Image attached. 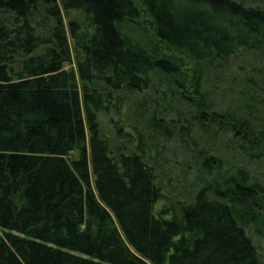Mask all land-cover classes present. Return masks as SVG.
<instances>
[{
  "label": "trees",
  "instance_id": "1",
  "mask_svg": "<svg viewBox=\"0 0 264 264\" xmlns=\"http://www.w3.org/2000/svg\"><path fill=\"white\" fill-rule=\"evenodd\" d=\"M262 161L264 0H0V264H264Z\"/></svg>",
  "mask_w": 264,
  "mask_h": 264
},
{
  "label": "rangeland",
  "instance_id": "2",
  "mask_svg": "<svg viewBox=\"0 0 264 264\" xmlns=\"http://www.w3.org/2000/svg\"><path fill=\"white\" fill-rule=\"evenodd\" d=\"M67 68L70 67L67 66ZM166 147L168 150L164 149L163 151V156L166 161L163 160L161 168L157 171L158 181L163 187L167 201L177 198L186 201V198L197 190L195 182L200 186L199 180L196 178V169L191 168V166L188 167V164L184 165L185 151L178 144L169 143ZM76 157H78V152L72 154V158ZM250 168L256 175L261 177L264 175V162L255 163ZM163 204L164 202L161 201L157 205V208H160ZM1 234L2 232H0V235ZM249 234L254 239V242L264 258V238L257 237L253 231H249Z\"/></svg>",
  "mask_w": 264,
  "mask_h": 264
}]
</instances>
